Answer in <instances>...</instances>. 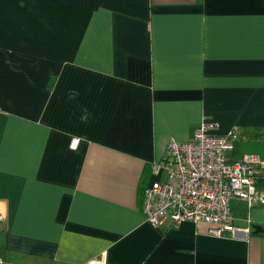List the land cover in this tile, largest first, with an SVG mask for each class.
<instances>
[{
	"label": "crops",
	"instance_id": "crops-1",
	"mask_svg": "<svg viewBox=\"0 0 264 264\" xmlns=\"http://www.w3.org/2000/svg\"><path fill=\"white\" fill-rule=\"evenodd\" d=\"M203 117L264 146V0H0V264H264V205L142 211Z\"/></svg>",
	"mask_w": 264,
	"mask_h": 264
},
{
	"label": "built area",
	"instance_id": "built-area-1",
	"mask_svg": "<svg viewBox=\"0 0 264 264\" xmlns=\"http://www.w3.org/2000/svg\"><path fill=\"white\" fill-rule=\"evenodd\" d=\"M241 132L232 127L219 131V125L203 117L187 141L169 138L163 159L151 163V172L162 168L169 181H152L142 189V211L153 226L167 218L173 226L183 221L207 223L208 232L220 236L233 233L230 201L240 199L248 207L264 205V152L229 156ZM79 139L72 138L75 148ZM105 264V255L89 261Z\"/></svg>",
	"mask_w": 264,
	"mask_h": 264
},
{
	"label": "rangeland",
	"instance_id": "rangeland-1",
	"mask_svg": "<svg viewBox=\"0 0 264 264\" xmlns=\"http://www.w3.org/2000/svg\"><path fill=\"white\" fill-rule=\"evenodd\" d=\"M246 153V152H257V153H262L264 152V146L262 144L257 145H249V144H240L237 143L236 146L234 147V154L233 157L237 158L241 153Z\"/></svg>",
	"mask_w": 264,
	"mask_h": 264
}]
</instances>
